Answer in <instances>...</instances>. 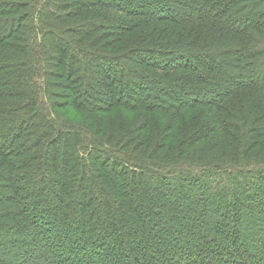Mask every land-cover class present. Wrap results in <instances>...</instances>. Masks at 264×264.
Instances as JSON below:
<instances>
[{
    "label": "trees",
    "instance_id": "16d2710c",
    "mask_svg": "<svg viewBox=\"0 0 264 264\" xmlns=\"http://www.w3.org/2000/svg\"><path fill=\"white\" fill-rule=\"evenodd\" d=\"M0 264H264V0H0Z\"/></svg>",
    "mask_w": 264,
    "mask_h": 264
},
{
    "label": "rangeland",
    "instance_id": "374dc122",
    "mask_svg": "<svg viewBox=\"0 0 264 264\" xmlns=\"http://www.w3.org/2000/svg\"><path fill=\"white\" fill-rule=\"evenodd\" d=\"M137 146H138V145H136V147H137ZM191 156L194 158V157H196V156H198V155H196L195 152H193V154H192Z\"/></svg>",
    "mask_w": 264,
    "mask_h": 264
}]
</instances>
